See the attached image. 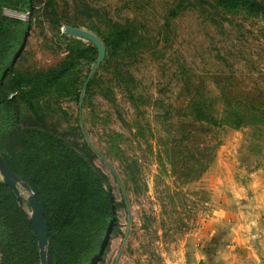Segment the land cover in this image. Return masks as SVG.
I'll use <instances>...</instances> for the list:
<instances>
[{
    "label": "rangeland",
    "instance_id": "rangeland-1",
    "mask_svg": "<svg viewBox=\"0 0 264 264\" xmlns=\"http://www.w3.org/2000/svg\"><path fill=\"white\" fill-rule=\"evenodd\" d=\"M8 2L2 13L28 25L5 80L21 123L0 111V155L39 126L104 174L114 217L93 264H224L227 250L259 249L264 14L213 0ZM66 26L103 41L93 71L99 49ZM69 61L49 90L18 88ZM2 183L0 168V197ZM17 185L19 210L0 213V264L11 238L22 264H41L25 228L31 192Z\"/></svg>",
    "mask_w": 264,
    "mask_h": 264
},
{
    "label": "trees",
    "instance_id": "trees-1",
    "mask_svg": "<svg viewBox=\"0 0 264 264\" xmlns=\"http://www.w3.org/2000/svg\"><path fill=\"white\" fill-rule=\"evenodd\" d=\"M213 1L228 11L264 14V0ZM2 4L10 5L8 0L0 1V111H7V118L14 121L11 125L19 126L21 107L13 93H8L5 80L14 73L15 51L28 22L4 15ZM72 67V61L65 62L18 88L49 90ZM16 144L11 154L3 156L13 171L34 188L45 207L50 230L47 264H93L103 249V239L110 231L114 217L112 195L105 186L106 177L61 135L49 133L43 127L21 129V138ZM1 186L4 197H0V213L13 214V210H19L17 197L5 183ZM25 228L31 243L37 244V236L28 219ZM23 251L20 242L9 239L3 264H22L23 257L19 252ZM35 259L39 260L37 250Z\"/></svg>",
    "mask_w": 264,
    "mask_h": 264
},
{
    "label": "water",
    "instance_id": "water-1",
    "mask_svg": "<svg viewBox=\"0 0 264 264\" xmlns=\"http://www.w3.org/2000/svg\"><path fill=\"white\" fill-rule=\"evenodd\" d=\"M65 29L67 32L71 34L92 41L99 49V55L97 61L93 65V69H92L93 71L103 61L105 57L106 49L103 41L95 33H93L91 30H88L86 28H81L77 26H66ZM81 102H82V95L80 97V103ZM87 139L89 140L88 137ZM0 168L3 171L5 182L13 189L19 202L22 201V198L20 195V190L17 185L18 182L22 183L31 192L30 196L28 197L29 204L32 208L31 221L38 238L41 264H47V252H48L47 250L49 244L50 230L48 223L45 219V207L38 198V195L35 192L34 188L31 185H29L27 182H25L21 177H19L10 167V165L7 163L5 158L1 155H0Z\"/></svg>",
    "mask_w": 264,
    "mask_h": 264
},
{
    "label": "crops",
    "instance_id": "crops-1",
    "mask_svg": "<svg viewBox=\"0 0 264 264\" xmlns=\"http://www.w3.org/2000/svg\"><path fill=\"white\" fill-rule=\"evenodd\" d=\"M261 205L259 210L262 212L260 231L258 232L259 249H234L235 257H229L232 250L225 251L224 264H264V188L261 190Z\"/></svg>",
    "mask_w": 264,
    "mask_h": 264
}]
</instances>
